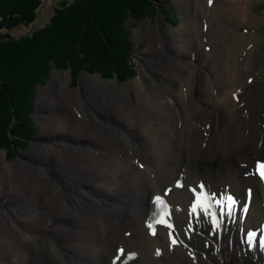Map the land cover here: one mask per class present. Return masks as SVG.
Instances as JSON below:
<instances>
[{
	"label": "bare ground",
	"instance_id": "obj_1",
	"mask_svg": "<svg viewBox=\"0 0 264 264\" xmlns=\"http://www.w3.org/2000/svg\"><path fill=\"white\" fill-rule=\"evenodd\" d=\"M183 2L175 57L154 66L146 40L150 66L131 100L117 82L92 91L84 80L82 94L57 74L43 93L66 110L39 116L49 143L29 162L8 164L0 152V198L17 199L0 210V264H264V22L249 0ZM225 19L255 38L226 44ZM193 189L215 194L218 224L193 212ZM228 196L236 203L221 215L214 201Z\"/></svg>",
	"mask_w": 264,
	"mask_h": 264
},
{
	"label": "trees",
	"instance_id": "obj_2",
	"mask_svg": "<svg viewBox=\"0 0 264 264\" xmlns=\"http://www.w3.org/2000/svg\"><path fill=\"white\" fill-rule=\"evenodd\" d=\"M151 4L152 0H78L57 9L44 28L14 39L10 32L36 23L43 0H0V42L8 38L0 43V146L13 154L22 141L10 136H34V95L49 80L52 62L59 69L86 70L107 79H134L125 18L129 12L139 21Z\"/></svg>",
	"mask_w": 264,
	"mask_h": 264
},
{
	"label": "rangeland",
	"instance_id": "obj_3",
	"mask_svg": "<svg viewBox=\"0 0 264 264\" xmlns=\"http://www.w3.org/2000/svg\"><path fill=\"white\" fill-rule=\"evenodd\" d=\"M78 0H43V6L39 12V18L36 21L35 24L31 25L30 27L21 26L14 31L10 32L9 35L11 38L18 39L22 36L32 34L35 31H39L40 29L44 28L48 23H50L51 19L55 15V12L57 9H60L64 4L68 5L71 3H74ZM168 2H165L163 0H152V4L149 10L146 11L145 16L140 19L139 21H134L131 19L129 12L125 18L126 22V29L129 32V38L131 40V48L128 49L130 56V65L129 67L133 72H135L136 77L134 79H131L127 82H122L116 77L112 79L104 78L100 74H93L89 73L86 70H78L77 72L74 71L73 68H61L59 69L56 67V65L52 62L51 63V74L49 77V80L41 87H37V91L35 93V99H34V111L32 114V119L35 123V134L34 136H31L29 139L22 138L20 136H17L13 134L11 137L12 141L20 140L22 141L21 147H15V152L11 154L8 149L4 148L3 146H0V152H3L6 154V160L7 163L12 164L17 162L18 160H22L24 162H29L31 159V150L33 147L41 146V144L45 145V143H49L45 141L41 142L40 137L42 136V132L40 130V125H42L43 120L41 121V117L49 116L52 117L57 114H62L63 111H65L66 106L59 107L58 105H52L53 104L49 99L46 100V96H44V93L49 86H51V81L53 78L59 74L60 76H64L69 74L71 75V83L69 89L71 91H78L80 90L82 94L86 91V88H83L84 80H89L95 85L93 86L94 89H91L92 91L96 90L95 88L103 86L105 83L110 82H117L118 85L121 87L122 91L125 94V98L128 100H131L134 96V89L135 86L138 83L143 82V77L141 74V70L144 68V66L149 67L150 63L148 62V58H146L147 54L143 51V49H146V40L149 41V43H152L156 46L157 51L155 50L152 52V56H154L155 59L158 60L154 66H169L170 60H168V55L172 54L171 56L175 57V52L170 48L171 42L177 39L178 37H181L184 35V31L182 29L184 23H185V16L186 14L183 13V10L185 9V4L183 0H167ZM215 5L219 7H223L226 5L231 4V2H228V0H215ZM249 7L251 8V14L256 16V19H260L264 22V0H249ZM184 11L190 12V9H185ZM183 13V14H182ZM255 19V20H256ZM163 21L167 24V26L170 27L171 30H169V34H165L163 37V41L166 42L165 46L160 43L161 41L156 39L155 32L158 30V28L161 29L163 26ZM209 22V21H208ZM215 26L217 25V20L214 21ZM222 26L224 28H228L229 32L227 34V41L226 44H230L231 42H234L235 40H238V36H241V42L246 44V40L249 41L250 39L255 38L254 34L251 32L249 33V30L247 27L241 26L239 24H236L232 22L229 19H225L222 21ZM183 31V32H182ZM209 30L206 31L208 33ZM214 30H210V34L212 35ZM171 32V33H170ZM213 32V33H212ZM215 34V33H214ZM263 37L261 38V42L258 45V49L261 51H264V30H263ZM12 39V40H14ZM8 40V38H4L0 43H5ZM170 44V45H169ZM145 47V48H144ZM166 48L165 50H163ZM176 51V50H175ZM150 53V52H149ZM195 55V54H194ZM262 59V57H259V61ZM146 60V61H145ZM149 63V64H148ZM158 68V67H157ZM164 69V68H163ZM147 75V74H146ZM47 92H49L47 90ZM91 92V91H90ZM88 93V92H87ZM59 99H66V97L59 96ZM64 105H66V100H63ZM43 105V106H42ZM69 108V107H68ZM21 109V105L19 107ZM73 114L78 118L79 111L77 110H71ZM57 113V114H56ZM17 125V120L14 122L13 126ZM26 143V145H25ZM37 144V145H36ZM41 151V150H39ZM13 155V156H12ZM12 156V158H11ZM89 164V161H87ZM4 165L0 163V183L2 180L3 175H7L4 171ZM3 182V181H2ZM3 184V183H2ZM17 199L15 197L12 198V200H7L4 198H0V210L4 207L5 204L7 208H17L16 201ZM6 201V202H3Z\"/></svg>",
	"mask_w": 264,
	"mask_h": 264
},
{
	"label": "snow or ice",
	"instance_id": "obj_4",
	"mask_svg": "<svg viewBox=\"0 0 264 264\" xmlns=\"http://www.w3.org/2000/svg\"><path fill=\"white\" fill-rule=\"evenodd\" d=\"M211 2V0H209ZM257 169L259 170V173L262 178H264V161H258L257 162ZM200 188L203 189L204 185L201 184ZM194 194L196 195V202L193 205V212L197 210L198 207H202L206 213H209V209L212 207V202L214 200L215 194H209L208 192H196L195 189L192 190ZM227 203L225 204L221 200L216 199L214 202L216 205H220V214L223 215L225 212L230 216L232 212V208L235 205V200L231 197L228 196L227 198ZM156 200L160 203H163L160 197H156ZM245 212H247V208L244 209ZM213 217V222L218 224V220L216 219V213L211 212L209 213ZM164 222V221H162ZM171 227V225H168ZM256 233H249V238L251 239L253 236H255ZM121 253H123V250H120Z\"/></svg>",
	"mask_w": 264,
	"mask_h": 264
},
{
	"label": "water",
	"instance_id": "obj_5",
	"mask_svg": "<svg viewBox=\"0 0 264 264\" xmlns=\"http://www.w3.org/2000/svg\"><path fill=\"white\" fill-rule=\"evenodd\" d=\"M0 81H1V78H0Z\"/></svg>",
	"mask_w": 264,
	"mask_h": 264
}]
</instances>
